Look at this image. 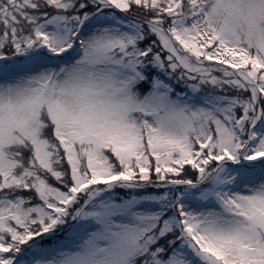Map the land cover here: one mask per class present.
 <instances>
[{"label": "snow or ice", "instance_id": "6c2138e0", "mask_svg": "<svg viewBox=\"0 0 264 264\" xmlns=\"http://www.w3.org/2000/svg\"><path fill=\"white\" fill-rule=\"evenodd\" d=\"M0 264H264V0H0Z\"/></svg>", "mask_w": 264, "mask_h": 264}]
</instances>
